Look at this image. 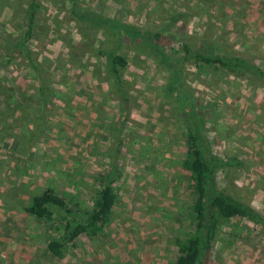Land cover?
Instances as JSON below:
<instances>
[{
    "label": "rangeland",
    "instance_id": "obj_1",
    "mask_svg": "<svg viewBox=\"0 0 264 264\" xmlns=\"http://www.w3.org/2000/svg\"><path fill=\"white\" fill-rule=\"evenodd\" d=\"M30 1L0 0V264H176L195 193L182 167L188 112L167 89L174 66L204 117L207 154L221 161L219 186L264 211V83L180 60L184 44L206 41L264 68V0H78L106 19L88 38L71 0H42L27 44L32 64L6 49L24 32ZM119 25L172 38L163 45L171 62ZM104 48L128 59L121 84L129 112L121 110ZM42 82L55 94L51 112H34ZM111 169L117 201L104 230L54 256L47 243L65 221L56 214L45 223L26 206L52 187L81 218ZM211 260L264 264V228L247 218L223 223Z\"/></svg>",
    "mask_w": 264,
    "mask_h": 264
},
{
    "label": "trees",
    "instance_id": "obj_2",
    "mask_svg": "<svg viewBox=\"0 0 264 264\" xmlns=\"http://www.w3.org/2000/svg\"><path fill=\"white\" fill-rule=\"evenodd\" d=\"M71 1L72 12L83 28V36L88 38V32L93 25H100L106 19L79 6L78 0ZM41 3L42 0L29 2L23 21L25 30L21 38L16 42H11L6 47L10 57L14 55L13 53L18 52L17 54L21 53L32 64L31 49L27 44L34 38V28ZM119 27V31L124 29L132 39L149 43L153 50L162 55H164L163 45L170 43V39L172 40L169 37L165 41L163 33L159 31H143L130 28L127 25H119ZM100 53L105 57L109 75L113 79V86L117 89L121 110L129 112L130 99L125 87L121 84L123 81L122 71L127 67L128 59L117 50L109 48L102 49ZM164 56L163 62L170 63L167 54ZM189 59H194L198 65L226 69L237 75H251L264 83L263 67L243 55L226 52L220 44L204 41L198 48L193 49L184 44V56L180 60L187 61ZM8 62H10V58L7 59L6 63ZM180 76V69L174 66L169 74L167 89L175 96L177 103L184 109V112H188L189 120L185 137L188 149L182 161V167L191 173L195 199L191 206L193 214L191 232L187 237L177 241L179 254L176 258V264H210L213 248L223 223L233 218H247L264 228V211L236 198L219 186L217 177L221 161L207 154L204 117L198 115L199 104L192 95L187 94L190 92L181 81ZM54 95L49 86L43 82L40 83L36 88L37 107L34 112H51L54 106L51 105ZM187 103L190 104V107L185 109ZM116 173L117 170L111 169L100 176L102 186L98 190L92 208L79 211L80 214L83 213L81 218L75 217L67 198L52 187H48L32 197L26 206V211L29 214L49 224L54 221L56 214L62 221H65L63 234L58 238H51L47 243V249L50 253L63 258L68 243H75L82 234L93 237L104 230L117 201V193L114 187Z\"/></svg>",
    "mask_w": 264,
    "mask_h": 264
}]
</instances>
